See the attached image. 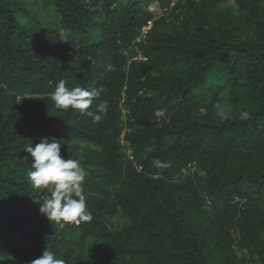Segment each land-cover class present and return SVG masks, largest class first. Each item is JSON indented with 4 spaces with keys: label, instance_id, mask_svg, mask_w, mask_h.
<instances>
[{
    "label": "trees",
    "instance_id": "trees-1",
    "mask_svg": "<svg viewBox=\"0 0 264 264\" xmlns=\"http://www.w3.org/2000/svg\"><path fill=\"white\" fill-rule=\"evenodd\" d=\"M60 80L99 95L58 108ZM42 137L87 170L90 221L39 211L48 190L21 149ZM45 249L66 264H264V0H0V264Z\"/></svg>",
    "mask_w": 264,
    "mask_h": 264
},
{
    "label": "clouds",
    "instance_id": "clouds-1",
    "mask_svg": "<svg viewBox=\"0 0 264 264\" xmlns=\"http://www.w3.org/2000/svg\"><path fill=\"white\" fill-rule=\"evenodd\" d=\"M136 58L145 59L141 54H138ZM98 95L96 91L83 87L70 89L64 80H60L55 86L51 100L58 108L78 109L84 113ZM123 99L124 93H122V101ZM122 110L126 111L124 107ZM96 112L98 114L94 116L90 111L87 114L93 116L94 122H99L107 115L108 101L100 102ZM156 115H163V113L158 111ZM221 116L225 114L221 112ZM249 117L250 113L246 110L239 114V119L242 121ZM121 133L123 136L120 134L119 142L125 144L124 130ZM62 144V139L53 138L50 142L49 139L42 137L39 143H27L21 149L33 158L28 172V178L33 187L48 190V195L40 203L39 211L61 227L66 223L79 224L92 219L91 213L86 210V198L82 188V183L88 174L87 170L78 160L62 157ZM124 152L132 158L129 149H124ZM154 163L159 166L161 162L157 160ZM29 264H66V261L62 257L57 258L53 251L45 249L39 257L29 261Z\"/></svg>",
    "mask_w": 264,
    "mask_h": 264
},
{
    "label": "built area",
    "instance_id": "built-area-1",
    "mask_svg": "<svg viewBox=\"0 0 264 264\" xmlns=\"http://www.w3.org/2000/svg\"><path fill=\"white\" fill-rule=\"evenodd\" d=\"M149 26H150V21L147 22V25L142 27L143 32H146V30L149 28Z\"/></svg>",
    "mask_w": 264,
    "mask_h": 264
},
{
    "label": "rangeland",
    "instance_id": "rangeland-1",
    "mask_svg": "<svg viewBox=\"0 0 264 264\" xmlns=\"http://www.w3.org/2000/svg\"><path fill=\"white\" fill-rule=\"evenodd\" d=\"M121 136H123V133H121Z\"/></svg>",
    "mask_w": 264,
    "mask_h": 264
}]
</instances>
